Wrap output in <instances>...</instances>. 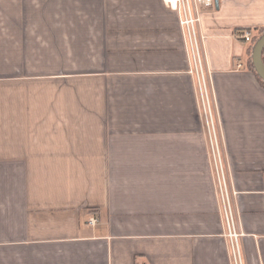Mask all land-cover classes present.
<instances>
[{
    "label": "crops",
    "instance_id": "obj_1",
    "mask_svg": "<svg viewBox=\"0 0 264 264\" xmlns=\"http://www.w3.org/2000/svg\"><path fill=\"white\" fill-rule=\"evenodd\" d=\"M200 11L242 264H264V86L242 39L264 0ZM0 264H233L164 0H0Z\"/></svg>",
    "mask_w": 264,
    "mask_h": 264
},
{
    "label": "built area",
    "instance_id": "obj_2",
    "mask_svg": "<svg viewBox=\"0 0 264 264\" xmlns=\"http://www.w3.org/2000/svg\"><path fill=\"white\" fill-rule=\"evenodd\" d=\"M164 3L170 8L176 10L180 15V24L184 30L186 42L190 51L193 72L196 76V82L198 84V94L200 98L202 114L206 124L208 138L210 140L218 197L226 225L232 261L233 264H242L239 248V237L241 236V233L237 232L235 229L231 212L230 189L227 184L224 166L222 165L220 147L218 144L212 115L208 85L203 71L200 48L202 38L197 29L201 19L200 10L204 7L212 6L213 0H164ZM242 39L245 41H250L251 34L248 32L243 33ZM94 221V219H90V222L94 223Z\"/></svg>",
    "mask_w": 264,
    "mask_h": 264
},
{
    "label": "water",
    "instance_id": "obj_3",
    "mask_svg": "<svg viewBox=\"0 0 264 264\" xmlns=\"http://www.w3.org/2000/svg\"><path fill=\"white\" fill-rule=\"evenodd\" d=\"M216 6L218 0H213ZM264 49V34L255 42L252 49V64L258 76L264 80V63L262 61V52Z\"/></svg>",
    "mask_w": 264,
    "mask_h": 264
},
{
    "label": "trees",
    "instance_id": "obj_4",
    "mask_svg": "<svg viewBox=\"0 0 264 264\" xmlns=\"http://www.w3.org/2000/svg\"><path fill=\"white\" fill-rule=\"evenodd\" d=\"M254 31L255 32H254L253 36L251 35V40L250 41L252 43V45H251L252 48L250 50V57H249V61L247 62V66L246 67L256 73V71L254 69V66L252 64V49H253V46L255 45V42L264 34V29L261 28V30H254ZM263 53H264V49H263V52H262V61L264 63ZM256 76L258 78V81L264 86V80L260 76H258L257 73H256Z\"/></svg>",
    "mask_w": 264,
    "mask_h": 264
},
{
    "label": "rangeland",
    "instance_id": "obj_5",
    "mask_svg": "<svg viewBox=\"0 0 264 264\" xmlns=\"http://www.w3.org/2000/svg\"><path fill=\"white\" fill-rule=\"evenodd\" d=\"M215 129H216V125H215ZM207 132V130H206ZM216 132V136H217V140H218V144H220L219 142V137H218V134H217V129L215 130ZM207 140H208V145H209V150H210V156H211V160H212V165H213V171H214V174H215V168H214V162H213V156H212V151H211V146H210V140L208 138V133H207ZM221 154V153H220Z\"/></svg>",
    "mask_w": 264,
    "mask_h": 264
}]
</instances>
